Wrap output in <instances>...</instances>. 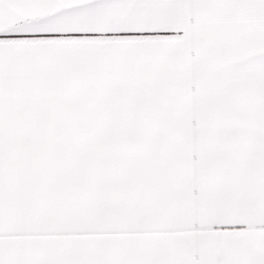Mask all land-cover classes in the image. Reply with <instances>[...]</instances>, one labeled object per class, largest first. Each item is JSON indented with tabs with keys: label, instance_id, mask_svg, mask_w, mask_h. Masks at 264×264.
Wrapping results in <instances>:
<instances>
[{
	"label": "snow or ice",
	"instance_id": "snow-or-ice-1",
	"mask_svg": "<svg viewBox=\"0 0 264 264\" xmlns=\"http://www.w3.org/2000/svg\"><path fill=\"white\" fill-rule=\"evenodd\" d=\"M0 264H264V0H0Z\"/></svg>",
	"mask_w": 264,
	"mask_h": 264
}]
</instances>
